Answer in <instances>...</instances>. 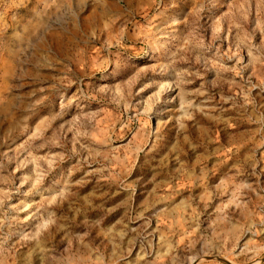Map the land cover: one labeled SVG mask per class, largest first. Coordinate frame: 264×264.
I'll list each match as a JSON object with an SVG mask.
<instances>
[{
  "label": "rangeland",
  "instance_id": "rangeland-1",
  "mask_svg": "<svg viewBox=\"0 0 264 264\" xmlns=\"http://www.w3.org/2000/svg\"><path fill=\"white\" fill-rule=\"evenodd\" d=\"M0 264H264V0H0Z\"/></svg>",
  "mask_w": 264,
  "mask_h": 264
}]
</instances>
